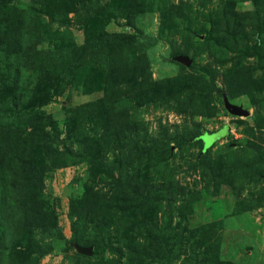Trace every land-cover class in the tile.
<instances>
[{
    "label": "rangeland",
    "instance_id": "obj_1",
    "mask_svg": "<svg viewBox=\"0 0 264 264\" xmlns=\"http://www.w3.org/2000/svg\"><path fill=\"white\" fill-rule=\"evenodd\" d=\"M0 264H264V0H0Z\"/></svg>",
    "mask_w": 264,
    "mask_h": 264
},
{
    "label": "water",
    "instance_id": "obj_2",
    "mask_svg": "<svg viewBox=\"0 0 264 264\" xmlns=\"http://www.w3.org/2000/svg\"><path fill=\"white\" fill-rule=\"evenodd\" d=\"M184 61L186 62L187 65L191 64V60L189 59H184ZM225 102H226V106L227 109L235 116H242V117H247L249 116V112L244 110L242 107L236 106V105H232L226 98H225ZM226 133V132H224ZM224 135V134H223ZM221 133H219L218 135H216V139L220 138L223 136ZM82 254L86 255V256H92L93 255V249L92 247L87 248V249H81L80 250Z\"/></svg>",
    "mask_w": 264,
    "mask_h": 264
},
{
    "label": "trees",
    "instance_id": "obj_3",
    "mask_svg": "<svg viewBox=\"0 0 264 264\" xmlns=\"http://www.w3.org/2000/svg\"><path fill=\"white\" fill-rule=\"evenodd\" d=\"M100 253H102V249H98V250H95V251H94V255H98V254H100Z\"/></svg>",
    "mask_w": 264,
    "mask_h": 264
}]
</instances>
